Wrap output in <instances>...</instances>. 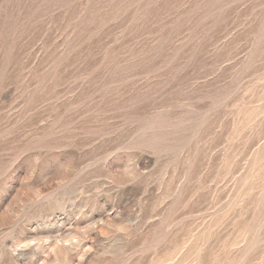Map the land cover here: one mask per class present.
<instances>
[{
    "label": "rangeland",
    "instance_id": "obj_1",
    "mask_svg": "<svg viewBox=\"0 0 264 264\" xmlns=\"http://www.w3.org/2000/svg\"><path fill=\"white\" fill-rule=\"evenodd\" d=\"M0 264H264V0H0Z\"/></svg>",
    "mask_w": 264,
    "mask_h": 264
}]
</instances>
